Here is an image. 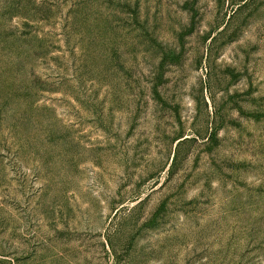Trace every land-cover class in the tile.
I'll list each match as a JSON object with an SVG mask.
<instances>
[{"label": "rangeland", "instance_id": "rangeland-1", "mask_svg": "<svg viewBox=\"0 0 264 264\" xmlns=\"http://www.w3.org/2000/svg\"><path fill=\"white\" fill-rule=\"evenodd\" d=\"M0 264H264V0H0Z\"/></svg>", "mask_w": 264, "mask_h": 264}]
</instances>
